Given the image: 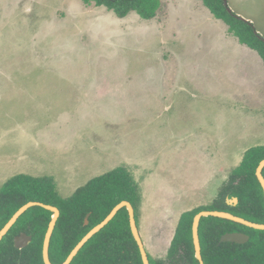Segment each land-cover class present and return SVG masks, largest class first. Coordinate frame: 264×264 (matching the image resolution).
<instances>
[{"label":"rangeland","instance_id":"1","mask_svg":"<svg viewBox=\"0 0 264 264\" xmlns=\"http://www.w3.org/2000/svg\"><path fill=\"white\" fill-rule=\"evenodd\" d=\"M161 1L145 20L82 0H0V190L50 177L68 198L125 167L158 260L183 214L264 146L261 57L200 0ZM226 2L264 38V0Z\"/></svg>","mask_w":264,"mask_h":264},{"label":"trees","instance_id":"2","mask_svg":"<svg viewBox=\"0 0 264 264\" xmlns=\"http://www.w3.org/2000/svg\"><path fill=\"white\" fill-rule=\"evenodd\" d=\"M82 1L87 7H104L119 18L135 12L145 20L155 19L162 5L161 0ZM200 1L216 19L226 24L230 35L255 51L264 63V38L252 24L234 13L230 14L224 0ZM263 160L264 146L249 149L211 205L183 214L166 259H153L148 253L150 264H200L196 259L192 231L194 218L199 212H227L252 223L264 224V190L256 175ZM262 174L264 176V170ZM137 192L133 176L125 167L91 179L68 198L60 196L50 177L17 175L0 190V232L16 212L30 202L58 208L61 215L51 238L49 255L52 264H63L81 240L120 203L130 202L136 212ZM230 200H233L232 204ZM52 216V212L41 207H33L23 214L0 242V264H45L43 246ZM136 221L138 225L137 215ZM236 232L247 234L250 237L248 243H220L222 236ZM21 234L32 236L33 240L28 247L19 250L14 240ZM199 237L205 264H264V231L207 217L201 219ZM71 264H143L127 209L120 210L105 228L91 238Z\"/></svg>","mask_w":264,"mask_h":264},{"label":"water","instance_id":"3","mask_svg":"<svg viewBox=\"0 0 264 264\" xmlns=\"http://www.w3.org/2000/svg\"><path fill=\"white\" fill-rule=\"evenodd\" d=\"M225 6L228 8V12L230 14L233 13V11L229 8L228 3L226 0H224ZM239 17L241 20L248 22L251 24V22ZM264 170V160L260 163L258 169H257V178L259 182L262 185V188L264 190V176L262 174ZM230 204L233 203V200H230ZM234 203L237 204L238 201L237 199L234 200ZM33 207H41L44 208L50 212L53 213L51 223L49 224L48 231L45 236L44 240V246H43V260L45 264H52L50 261V255H49V250H50V243H51V238L54 233L57 221L61 215L60 210L54 206L51 205H46L43 203L39 202H30L26 205H24L22 208H20L16 214L12 217V219L7 223V225L2 229L0 232V242L3 240V238L8 234V232L11 230V228L17 223L19 218L25 214L29 209ZM126 208L128 213H129V218H130V226H131V231L133 234V237L139 247L141 257L143 260V264H150L148 252L146 250L145 244L141 238L139 228L137 225L136 221V214H135V209L133 205L130 202H122L118 206L115 207V209L110 213V215L98 226L93 228L82 240L81 242L75 247V249L71 252L67 260L63 264H71L74 258L78 255L80 250L84 247V245L91 239L93 238L97 233H99L103 228H105L118 214V212L122 209ZM207 217H216L220 219H225L229 220L232 222H236L238 224H241L243 226H246L248 228L254 229V230H260L264 231V224H256L252 223L250 221H247L243 218L234 216L230 213L227 212H219V211H202L198 213L193 222V242H194V247H195V253H196V259L200 262V264H205L203 257H202V251H201V243H200V237H199V227H200V222L202 218H207ZM86 224L88 225V218L86 220ZM33 238L32 236H28L26 234H21L20 236L16 237L14 240L15 247L19 250H22L26 247H28ZM250 240V237L247 234L244 233H227L221 238L220 243H233V244H239V245H244L248 243Z\"/></svg>","mask_w":264,"mask_h":264},{"label":"crops","instance_id":"4","mask_svg":"<svg viewBox=\"0 0 264 264\" xmlns=\"http://www.w3.org/2000/svg\"><path fill=\"white\" fill-rule=\"evenodd\" d=\"M144 242V241H143ZM147 250V249H146ZM148 252V251H147Z\"/></svg>","mask_w":264,"mask_h":264}]
</instances>
